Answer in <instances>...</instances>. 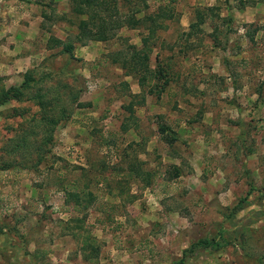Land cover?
<instances>
[{
  "label": "rangeland",
  "instance_id": "374dc122",
  "mask_svg": "<svg viewBox=\"0 0 264 264\" xmlns=\"http://www.w3.org/2000/svg\"><path fill=\"white\" fill-rule=\"evenodd\" d=\"M4 2L5 26L12 19L15 30L19 23L40 34L34 23L46 7L56 31L77 43L82 16L73 13L72 0ZM134 8L137 17L163 22L152 40L151 65L173 66L165 91L158 93L156 75L147 82L143 92L151 96L136 92V78L109 59L122 45L141 46L144 27L124 25L106 42L88 39L92 46L73 57L42 35L18 40L15 31L0 33V163L14 157V145H31L39 126L33 119L42 110H72L54 132V174L41 163V172L29 166L6 175L21 197L40 188L39 214L45 208L47 218L36 229L50 239L39 264H179L181 258L186 264L209 258L264 264V0H110L106 9L89 11L126 22ZM200 14L205 22L192 29ZM47 40L54 51L40 65L42 54H36ZM8 52L23 55L14 72L2 63ZM29 71L37 82L25 80ZM14 86L22 97L7 99ZM163 125L178 135L173 144L162 136ZM143 159L139 174H131L130 161ZM175 164L183 175L169 181ZM75 187L94 195L86 211L64 202ZM120 187L126 200L117 196ZM69 220L74 222L66 229ZM4 229L11 246L14 229ZM215 236L224 238L219 250L196 245L185 253Z\"/></svg>",
  "mask_w": 264,
  "mask_h": 264
},
{
  "label": "trees",
  "instance_id": "16d2710c",
  "mask_svg": "<svg viewBox=\"0 0 264 264\" xmlns=\"http://www.w3.org/2000/svg\"><path fill=\"white\" fill-rule=\"evenodd\" d=\"M72 3L73 13L77 16H82L79 21L80 35L77 36V39H79V41L81 42H85L88 39L95 41H108L111 38L115 37V35L117 34L116 30L120 29L124 25L131 28L144 27L146 31L141 35V46H137L135 44H128V47L126 48L122 45V48L112 53L109 59L113 64L125 69L127 74L137 77L142 88L147 85V82L152 76L156 75L158 80L161 81V83H159L160 85H156V87H160L158 93L165 91L166 86L169 85L172 81V71H169V68H167L168 70L165 69L166 67L159 62H157L155 67L151 65V55L154 50L153 48H155L156 46L154 42L152 43V40L157 37V32L163 26V22L157 23V20L154 19L152 16L137 17L136 8H134L135 10L132 13H129L130 16L127 18L126 22L122 20L114 22L112 16H107L108 18H104L102 17V14L96 11L93 13V15L89 11V9H92L93 11V9L95 8L96 10L106 9L110 5V0H72ZM88 13H91V16H88L87 18L84 16V14L88 15ZM204 22L205 17L200 14L199 21L197 23H192V29L199 27V25ZM192 33L193 31L189 34L191 35ZM74 48V43L68 42L66 43V47L63 52H68L73 57ZM25 80H32L37 82V79H35L31 71L27 73V77L25 78ZM150 91L152 92L153 90L151 89ZM7 94L9 95L7 99H12L13 97L19 99L22 97V90L20 89V86H14L8 89ZM71 101L74 103V99H72ZM40 103L42 104L43 102ZM52 103H55V105L59 108L61 106L58 101L56 103L54 100H52ZM129 109L132 110L131 105L129 106ZM68 112L71 113H66L62 108L60 116L59 114H50V112L48 113L47 110H42L39 113L41 114V116H38L37 119H33L35 122L37 121L36 124L39 125V134H37V127L36 130H33L35 139H33L31 145H29L30 142L27 144H24L22 142L21 144L14 145L13 149L17 152L14 153V151H12L14 157L9 161L4 162L3 164L0 163V169L27 168L29 166L33 168L39 166L41 163L50 162V160L55 155L52 152V148L55 143V140L53 138L55 136L54 132L57 127L61 126L63 123L70 119L72 115L71 108ZM161 131L164 134L163 137L166 142L173 144V142L177 140V134H175L173 130H170L169 126L163 125L161 127ZM244 139L245 138L242 137L243 141ZM30 148L33 149V153L35 154L33 157L27 156V151H29ZM251 151L252 149L249 153H251ZM35 157H37L36 162L34 159ZM33 162H35V165ZM138 162L142 163L141 160ZM129 165V172L131 174L133 172L135 174H139L140 170L139 167L136 166V163L130 162ZM179 175H181V169L174 165V171L170 172V177L172 178ZM121 188L123 187H120V189ZM253 188H255V186H253ZM77 189H80V191L70 192V196L75 198L76 202L74 205L76 208H79V210H86L88 209V207H90L91 203L93 202L94 195L91 191L85 192L84 188L77 187ZM82 193L84 195H82ZM85 193L89 195V198L85 197ZM223 239L224 238H218V236L212 238H202L201 240H199V242H197V244L193 243L189 248L190 250H185V253H188V251L194 249L196 245L211 247L212 249L219 250L220 247H222V245L224 244ZM179 264H184L183 258H181Z\"/></svg>",
  "mask_w": 264,
  "mask_h": 264
},
{
  "label": "crops",
  "instance_id": "0c3cea01",
  "mask_svg": "<svg viewBox=\"0 0 264 264\" xmlns=\"http://www.w3.org/2000/svg\"><path fill=\"white\" fill-rule=\"evenodd\" d=\"M17 1V0H16ZM8 0H5L4 3H7ZM18 3V2H17ZM14 3L10 8H15L18 4ZM45 3V2H44ZM46 3H48L46 1ZM22 6V5H20ZM6 8L7 4H6ZM48 13L46 12V7H41V12H40V16H39V21H37L36 23H34L36 26H38V33L40 34H31V32H34L35 30V26L34 27H23L22 25H20L18 23L17 29L15 30L14 27H12L14 25V20L11 19V23L8 25L5 20H3V18H0V33L4 32L3 36H7L8 34V30L10 31H15L13 33L14 37L18 40H20L22 37H24L26 34H30L29 36L33 37L34 40L38 39V36L40 37V35H42V37H40V40L45 39L46 37H48L49 41L52 43L54 42L55 46H58L61 48L60 51H64L65 47H66V42L68 40V32H65V36H64V31L60 32V31H56L57 28V24L55 23H51L48 20V17L46 16ZM59 20H65L64 17H60ZM19 22V21H18ZM69 22V21H68ZM21 23V22H20ZM20 25V26H19ZM6 29H5V27ZM5 30V31H4ZM48 34L49 36H47L46 34ZM54 35V36H53ZM95 41V40H92ZM28 42L30 43V40H28ZM96 42H106V41H98L96 40ZM94 43V42H93ZM48 40L46 45H44L41 49L40 52H38L36 55H40L42 54L41 59L38 62L40 63V65H45L46 62L48 63V55L49 53L52 51H54L52 46L53 44L48 45ZM98 44V43H96ZM75 48L73 49V53L76 50L78 53L80 52L81 54H84V51H86L87 49H89L90 46H92V44L88 43V41L85 42H81L77 41L76 44H74ZM17 47H19L17 44L15 45L16 49ZM36 50V49H35ZM45 50L46 52L43 53L42 51ZM10 51V50H9ZM65 53V52H63ZM10 55L8 57V55ZM4 54V57H7L6 60H4L2 63L4 66L8 67L10 72H14L16 70L18 66V62L17 61H21L22 64H24L23 60V55L21 54L20 57H18V55L14 56L15 53H7ZM35 53H33L34 55ZM7 55V56H6ZM75 55V53H74ZM111 62V61H110ZM38 63V64H39ZM117 66V65H116ZM120 67V66H119ZM168 68L173 69V66L170 65ZM18 69V68H17ZM135 77V76H133ZM137 80V84L139 85V90H137L136 92H143V88L139 83V80L137 77H135ZM143 94H145L146 96H151V93L146 94V92ZM83 107V106H82ZM164 134H162L163 136ZM178 136V135H177ZM54 157V156H53ZM131 162V161H130ZM142 163L137 162V166L142 167L144 164H146V160H141ZM43 164H49V171L50 173H55V166L53 167L52 164H55V159L53 160V158L50 160V162L48 163H42ZM40 165V166H41ZM177 167L180 168L179 165L175 164ZM40 167H33L32 170L34 172H41V169L38 170ZM22 170L24 168H11V169H0V264H30L29 261L34 260L35 263H40V259L43 257L44 250L45 248H49V243H45V240H49V237H45V230H37L36 228L39 227L40 224L44 223V218L46 217V213H45V208H43L41 211L42 213L39 214L40 211V207H44V202L41 201V197H39L38 195L40 194V192H38V190H40V188H36V187H31V192H27L25 193V195L23 197L19 196L16 192H18V188L19 186L15 183V181H13L12 179L9 180L10 178L6 177V175H9V173H13V170ZM173 170H174V166H173ZM182 173L179 176L176 177H169V181H173L174 179H179L182 177ZM22 187H26V183L25 184H21ZM41 187V186H40ZM117 190H119L117 196L119 198H122L123 200H126L125 197L123 198V194H122V190L120 191V188H115ZM67 190V189H66ZM75 191H80V189L78 190L76 187L72 190H67V192L65 193V203L66 204H73V206L75 207V198L70 196V192H75ZM39 193V194H38ZM83 195V194H82ZM38 197V198H37ZM48 199L50 200L51 198H45V201L47 203V205L49 204ZM24 206L29 207L28 209H25ZM34 208L36 210H34ZM76 208V207H75ZM51 209H53V207H49L47 206V213H51ZM79 210V208H76V210ZM14 210V212H13ZM87 210V209H86ZM86 210H82V211H86ZM81 212V210H79ZM13 212V213H12ZM48 214V215H49ZM76 215V214H75ZM47 218V217H46ZM73 221V220H72ZM72 221L69 220V222H65V225L67 226V228H71L72 226ZM74 222V221H73ZM4 227H8V229H10L11 231L13 230L14 232V241L12 239V244L13 245H9L8 242L6 241V235H2V230H5ZM44 228V226H43ZM20 230V232L18 231ZM22 231V232H21ZM4 234V233H3ZM7 242V243H5ZM10 248V249H8ZM211 250V249H210ZM39 259V260H38ZM210 262L207 264H221L220 262H218V260H214L212 258H209ZM214 260V261H212ZM186 264V263H184ZM206 264V263H205Z\"/></svg>",
  "mask_w": 264,
  "mask_h": 264
}]
</instances>
